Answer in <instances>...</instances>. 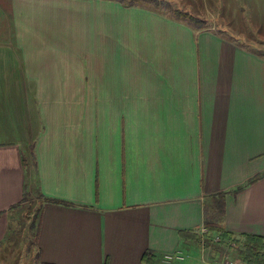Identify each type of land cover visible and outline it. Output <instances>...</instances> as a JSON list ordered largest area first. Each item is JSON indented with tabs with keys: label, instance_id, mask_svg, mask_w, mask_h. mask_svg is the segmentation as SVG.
<instances>
[{
	"label": "crops",
	"instance_id": "obj_1",
	"mask_svg": "<svg viewBox=\"0 0 264 264\" xmlns=\"http://www.w3.org/2000/svg\"><path fill=\"white\" fill-rule=\"evenodd\" d=\"M172 11L0 0V254L16 253L10 225L39 189L58 199L43 200L39 261L196 255L179 231L197 230L212 194L264 172V53ZM25 71L39 79L40 135ZM214 219L264 236V174ZM189 260L173 264H201Z\"/></svg>",
	"mask_w": 264,
	"mask_h": 264
},
{
	"label": "rangeland",
	"instance_id": "obj_2",
	"mask_svg": "<svg viewBox=\"0 0 264 264\" xmlns=\"http://www.w3.org/2000/svg\"><path fill=\"white\" fill-rule=\"evenodd\" d=\"M157 1L158 0H143L141 3L154 5ZM160 3L168 5L167 10L171 12L172 10L178 9L191 12L203 20V26H210L214 29H226L240 38L238 40L247 42L251 48L264 53V0H162ZM0 32H2V30ZM25 81L31 86L33 103H37L38 106L39 122L41 125L40 135L44 128V119L40 110V99L33 88V86L39 85V79L36 77L31 78L29 73L25 71ZM50 94L52 95L53 93L51 92ZM84 95L85 94H83V96ZM34 134H36L35 131ZM35 144L36 141H33L31 144L33 158L35 157ZM29 196L30 202L21 208L22 215H18V218H15V221L10 225L12 233L16 234V253L13 254L12 257L11 254H0V260L3 259L5 263H8V259L13 264L44 263L38 260L39 250L35 247L36 245L34 246L31 242L33 231L28 228V217L30 213H33L37 200H31L33 198L31 193ZM207 213L209 214V218H214L213 214L217 215L212 205L207 206ZM218 215L220 216V214ZM216 235H218L217 240L215 239ZM234 235L240 237L241 233H234ZM222 240L223 237L220 231H208L203 240L202 238L198 240L200 252L193 255L183 251L186 254L185 259H190L189 261L197 259L201 264H219L225 256H229L232 258H239L247 264L240 255L239 247L233 237L228 238L227 241ZM183 260H175L171 264Z\"/></svg>",
	"mask_w": 264,
	"mask_h": 264
},
{
	"label": "trees",
	"instance_id": "obj_3",
	"mask_svg": "<svg viewBox=\"0 0 264 264\" xmlns=\"http://www.w3.org/2000/svg\"><path fill=\"white\" fill-rule=\"evenodd\" d=\"M140 1H143V0H123L124 3H130V4L138 3ZM161 1L162 0H158L155 3L156 7L167 8L168 5L161 4L160 3ZM174 12H175V16L179 18L187 19V21L196 24L197 27L203 26V22H202L203 20L198 18L196 15H194L191 12H186L180 9L174 10ZM223 30L225 32H228L231 35V37H233L234 39L238 38L234 34L227 31L226 29H223ZM263 174L264 172L254 175L251 178H249L245 183L240 184L236 186L235 188L219 191L217 193L212 194L211 195L212 207H214L217 213V215L213 214V217L214 216L218 217L219 216L218 214L223 215L225 213V196L227 192L232 191L233 193H236L238 190L245 187L247 184L253 183L255 180L260 178ZM35 193H36L38 204L36 205V207H34L33 213L28 223V228H30V230L33 231L31 242L34 246L36 245L35 247L37 248L39 230H40L41 219H42V211H43V200L57 201L58 199L47 197L45 195L43 196L42 192L39 189ZM26 196H28V194H26ZM207 206L208 204L205 205V213L207 211ZM203 223L207 226L209 232L220 231L223 237L222 241H227L228 238L233 237L239 247L240 255L243 257L244 261L247 264H264V236L263 235L252 234V233H241L240 237L235 236L234 232L224 228V226L221 225V222L219 220L214 219V218H209L206 215H205V220L203 221ZM179 233L183 237L191 236L193 239L197 241L200 239L199 232L196 230V228L195 229H181ZM142 259L146 264H154L156 256L153 251L146 250L142 256ZM43 264H53V263L44 262Z\"/></svg>",
	"mask_w": 264,
	"mask_h": 264
},
{
	"label": "built area",
	"instance_id": "obj_4",
	"mask_svg": "<svg viewBox=\"0 0 264 264\" xmlns=\"http://www.w3.org/2000/svg\"><path fill=\"white\" fill-rule=\"evenodd\" d=\"M197 231L200 235V240L204 238L205 234L208 233V228L204 223H201L199 227H197ZM215 239H218V235L215 236ZM186 258V254L182 250H173L166 251L159 256V264H171L175 260H183ZM219 264H245L239 258H232L229 256H225L221 263Z\"/></svg>",
	"mask_w": 264,
	"mask_h": 264
}]
</instances>
